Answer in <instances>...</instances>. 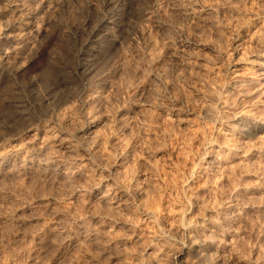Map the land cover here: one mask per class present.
Masks as SVG:
<instances>
[{"label": "rangeland", "instance_id": "rangeland-1", "mask_svg": "<svg viewBox=\"0 0 264 264\" xmlns=\"http://www.w3.org/2000/svg\"><path fill=\"white\" fill-rule=\"evenodd\" d=\"M105 1L0 0L8 59L117 12L86 90L33 103L19 137L0 127V264H264V0ZM32 14L40 36L7 34Z\"/></svg>", "mask_w": 264, "mask_h": 264}, {"label": "clouds", "instance_id": "clouds-1", "mask_svg": "<svg viewBox=\"0 0 264 264\" xmlns=\"http://www.w3.org/2000/svg\"><path fill=\"white\" fill-rule=\"evenodd\" d=\"M107 28L96 36V42L91 37L82 49L81 43L70 46L62 26H57L38 52L29 53L28 50L21 54L17 51L16 55L5 60L12 51L5 50L0 54V112H7L14 99L31 84L37 87L47 84L55 90L68 87L69 81L64 74L70 65H74L82 77L92 76L96 66L117 46L112 35L111 39H105L111 34Z\"/></svg>", "mask_w": 264, "mask_h": 264}, {"label": "bare ground", "instance_id": "bare-ground-1", "mask_svg": "<svg viewBox=\"0 0 264 264\" xmlns=\"http://www.w3.org/2000/svg\"><path fill=\"white\" fill-rule=\"evenodd\" d=\"M121 1L122 0H106L105 1V6H109V5L111 6L112 5L113 7H118V6L121 5ZM134 1H136V0H134ZM23 3H26V0H4V5H5V7H7V10H10V11H13V12L14 11H20L19 7L22 6ZM129 3H130L129 5H125V12L128 13L127 15L131 14V16L129 15V17H132L135 8H134L133 1L130 0ZM120 7L117 8V9H120ZM109 11H110V9L109 10L105 9L104 13H100V14L99 13L90 12L79 23V28L75 31L73 40L71 41L72 43H70V44H72V46H76L78 43H81V49H82L83 45L86 44L91 37H92L93 42H96V36L99 35L101 32H103L107 26H108L107 32H110V33L113 32L114 30H112V28L114 26L111 27V25L108 24V21L106 22L104 20V16L108 15V13H109V15H110L109 18H113L117 14V12H114L113 10L111 12H109ZM121 17H122V15L120 16L119 20L117 19L118 22L113 20L114 25H122V23H121L122 22V18ZM124 22L128 23L127 21L124 20L123 24H124ZM17 23L18 24H16V23H7L5 25V29L8 31V33H7L8 35H9V33H11V30H13V29H20V34H19V36H17L18 38H22V39L25 40L26 38L29 37V35L33 34L34 32L36 33V35L40 36L41 30L38 28L37 25H35V16H34V14H32L29 18H27V21L22 23V24L25 25V27H22L21 22H17ZM18 25H20V26H18ZM77 27H78V25H77ZM107 32L105 34H107ZM101 38H103V36ZM4 49L0 48V54H3L2 50H4ZM7 59H8V55L5 56V60H7ZM101 62H103V61H101ZM101 62L98 65H100ZM259 66L261 68V73L260 74L262 75V81H261L262 84L261 85L264 86V61H261ZM64 75H65L67 81H69V86L65 87V88H61L59 90H55L50 85H47V84H45L43 86L41 85L42 86V90H37V88H35V86H33V85H30L28 89L24 88L23 91L19 94V96L14 99L13 103L11 105H9V110L7 112H3L0 115V127L8 129L10 131H13V133L10 135V137L13 138L15 135H18L17 137H19L20 133L23 130H25V121H26V119H28L29 117L32 116L30 114H32L31 112L33 110L30 111V107L33 106L32 105L33 103L37 102L38 104H42V102L43 103L44 102H49L50 103L52 101L63 100V97H65L68 94L73 92L72 88H73L74 84H76L80 88V90L82 92L88 88L87 85L89 83L87 84L84 81L85 80L87 81V79L89 80L90 77H88V78L82 77L81 74H79V73H77L75 71V66L74 65H70ZM263 101H264V99L262 100V102ZM235 113H238V112H235ZM235 113H233L234 116L236 115ZM33 156L35 157V155H33ZM3 158H5L4 155H3ZM49 159H45V158L43 159L42 158V161H40V162L38 161L40 163V167L43 168V169L51 168V163L52 162ZM40 160H41V158H40ZM4 161H5V159H4ZM23 161H24V159H23ZM151 217L154 218L155 220H158L157 216L154 213H152ZM224 218L226 220H228V221L229 220H233L234 214H228V215L226 214L224 216ZM185 225H188V224H185ZM188 226H185L186 228H183V230H187ZM194 231L186 233L185 236L187 238V241H189L191 244L195 245L198 242H197L196 235H195ZM60 234H64V233L60 232ZM71 235H73V234H71ZM63 237L64 238H67V237L69 238V233L68 232L65 233ZM208 242L207 243L202 242V243H200L198 245V248H199L198 252L201 253L202 255L203 254L205 255V253H208V250L210 249V243L211 242L210 243H208ZM186 252L187 251H186L185 248H183L181 250H177L176 251V255H175L176 259H175L174 264H185L183 262V256L186 254Z\"/></svg>", "mask_w": 264, "mask_h": 264}]
</instances>
